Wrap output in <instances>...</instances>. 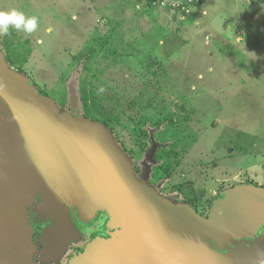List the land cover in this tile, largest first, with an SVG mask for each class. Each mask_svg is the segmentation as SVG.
<instances>
[{
	"label": "rangeland",
	"instance_id": "rangeland-1",
	"mask_svg": "<svg viewBox=\"0 0 264 264\" xmlns=\"http://www.w3.org/2000/svg\"><path fill=\"white\" fill-rule=\"evenodd\" d=\"M11 9L38 28L0 33L5 67L77 118L98 122L96 96L146 190L206 220L227 192L264 189V0H0ZM261 223L236 243L264 242ZM60 228L50 259L74 231L63 217L43 233L55 244Z\"/></svg>",
	"mask_w": 264,
	"mask_h": 264
},
{
	"label": "water",
	"instance_id": "water-1",
	"mask_svg": "<svg viewBox=\"0 0 264 264\" xmlns=\"http://www.w3.org/2000/svg\"><path fill=\"white\" fill-rule=\"evenodd\" d=\"M126 164L104 125L59 109L0 59L2 262L30 264L25 202L39 183L56 184L83 217L102 209L126 225L121 239L93 242L72 264H264L263 243H236L264 218V189L227 192L204 220L146 190Z\"/></svg>",
	"mask_w": 264,
	"mask_h": 264
},
{
	"label": "flooded vegetation",
	"instance_id": "flooded-vegetation-1",
	"mask_svg": "<svg viewBox=\"0 0 264 264\" xmlns=\"http://www.w3.org/2000/svg\"><path fill=\"white\" fill-rule=\"evenodd\" d=\"M146 176L144 175L143 177L145 178ZM137 177L139 178V176ZM50 178L52 177L50 176ZM51 185H54V192L51 189L49 191L47 187H42L38 183L33 187L31 194H28L27 201L25 202L27 211L26 229L29 232L26 237L29 238L31 247H33L30 255L33 264H52V262L59 260L62 254L64 255L59 260V264H66L72 258V261H74L81 254L85 253L89 245L93 242L115 240L118 227L107 211L98 210L90 216L83 217L77 206L75 208L72 200L63 194L60 196L59 193L62 192L59 191L56 184ZM49 196H52L54 206L53 203L51 205L48 202L49 200L47 199ZM66 206L70 212H66L67 215L64 209ZM63 217L68 220L74 232L65 244V248L62 250L63 253L59 257L50 259L55 252L56 244L64 237V233L62 232V228H60L59 233L54 235L52 239H56L57 242L55 244L53 240L46 239L43 233L49 227H58ZM60 218L62 219L60 220ZM257 230L264 232V223L259 224ZM259 242L264 245L263 241ZM213 244L215 243L213 242ZM215 245L219 251L227 250V248H223L221 245ZM229 247L234 248L235 246L234 244H230Z\"/></svg>",
	"mask_w": 264,
	"mask_h": 264
},
{
	"label": "clouds",
	"instance_id": "clouds-1",
	"mask_svg": "<svg viewBox=\"0 0 264 264\" xmlns=\"http://www.w3.org/2000/svg\"><path fill=\"white\" fill-rule=\"evenodd\" d=\"M10 28L32 33L38 28V19L17 9L0 10V33L8 32Z\"/></svg>",
	"mask_w": 264,
	"mask_h": 264
},
{
	"label": "trees",
	"instance_id": "trees-1",
	"mask_svg": "<svg viewBox=\"0 0 264 264\" xmlns=\"http://www.w3.org/2000/svg\"><path fill=\"white\" fill-rule=\"evenodd\" d=\"M190 4H192V3H190ZM193 4L195 5L196 2L194 1ZM197 5H199V4H197ZM193 15H194V12L186 14V16H188V17L193 16ZM90 99H91V101H88ZM86 100L87 101L85 103H86L87 107L89 108V112H91L93 115H95V116H92L91 118H94L98 122H104V120H106V118L110 119V115H107L108 109L106 108L105 105L101 104L97 100L96 96L88 95V96H86Z\"/></svg>",
	"mask_w": 264,
	"mask_h": 264
}]
</instances>
